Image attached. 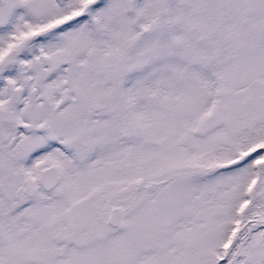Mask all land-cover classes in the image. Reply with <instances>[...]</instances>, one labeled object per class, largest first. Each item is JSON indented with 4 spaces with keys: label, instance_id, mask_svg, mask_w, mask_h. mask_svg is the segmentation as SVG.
I'll use <instances>...</instances> for the list:
<instances>
[{
    "label": "snow or ice",
    "instance_id": "obj_1",
    "mask_svg": "<svg viewBox=\"0 0 264 264\" xmlns=\"http://www.w3.org/2000/svg\"><path fill=\"white\" fill-rule=\"evenodd\" d=\"M0 264H264V0H0Z\"/></svg>",
    "mask_w": 264,
    "mask_h": 264
}]
</instances>
